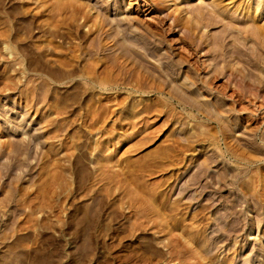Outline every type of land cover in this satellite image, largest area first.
I'll use <instances>...</instances> for the list:
<instances>
[{
    "label": "rangeland",
    "instance_id": "374dc122",
    "mask_svg": "<svg viewBox=\"0 0 264 264\" xmlns=\"http://www.w3.org/2000/svg\"><path fill=\"white\" fill-rule=\"evenodd\" d=\"M0 264H264V0H0Z\"/></svg>",
    "mask_w": 264,
    "mask_h": 264
},
{
    "label": "bare ground",
    "instance_id": "6f19581e",
    "mask_svg": "<svg viewBox=\"0 0 264 264\" xmlns=\"http://www.w3.org/2000/svg\"><path fill=\"white\" fill-rule=\"evenodd\" d=\"M249 25V24H248ZM255 28V27H254ZM251 29V28H250ZM258 31V30H257ZM259 35H261V34H259Z\"/></svg>",
    "mask_w": 264,
    "mask_h": 264
}]
</instances>
